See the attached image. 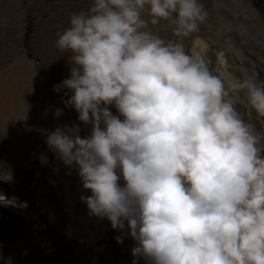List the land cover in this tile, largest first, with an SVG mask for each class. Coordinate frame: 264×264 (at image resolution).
I'll return each instance as SVG.
<instances>
[{
  "label": "clouds",
  "instance_id": "1",
  "mask_svg": "<svg viewBox=\"0 0 264 264\" xmlns=\"http://www.w3.org/2000/svg\"><path fill=\"white\" fill-rule=\"evenodd\" d=\"M205 21L201 0H89L54 33L71 66L53 91L90 130L38 131L76 169L88 214L126 230L144 264H264V134L234 94L264 117V80L214 71L193 35ZM161 22L174 40L151 30Z\"/></svg>",
  "mask_w": 264,
  "mask_h": 264
},
{
  "label": "rangeland",
  "instance_id": "2",
  "mask_svg": "<svg viewBox=\"0 0 264 264\" xmlns=\"http://www.w3.org/2000/svg\"><path fill=\"white\" fill-rule=\"evenodd\" d=\"M80 2L81 10L86 9L89 0H0V178H6V170L11 173L10 181L0 180V195L6 197L0 200V223L7 226L0 246L12 234L13 221L21 209L32 222L26 221L30 227L20 247L33 253L38 264H142L128 252L134 242L130 238L124 240L128 237L126 230L112 229L101 217L98 218L104 232L94 242L99 248L95 261L90 260L91 250L83 241L85 235L81 238L71 233L65 218L68 210L74 215L88 212L79 198L90 193L82 189L76 169L56 159L38 131L75 125L81 137L89 134L90 125L77 121V113L64 107L66 90L53 91V85L67 78L71 66L68 54L54 47V33L68 26L69 14L76 12L74 4ZM201 3L206 21L193 35L208 42L210 67L217 71L219 51L224 54L227 77L240 79L256 71L258 78L264 80V0ZM242 26L244 33H239ZM150 27L165 41L175 39L163 22ZM191 39L190 36L182 41L186 51ZM234 94L241 118L264 134V117L251 111L242 92ZM57 109L59 115L55 114ZM109 109L117 114L111 106ZM15 120L23 126L15 128ZM41 154L47 157V164L38 161ZM65 195L72 198L71 206L64 202ZM16 199L28 207L21 208L14 202ZM116 237H120L119 243Z\"/></svg>",
  "mask_w": 264,
  "mask_h": 264
},
{
  "label": "bare ground",
  "instance_id": "3",
  "mask_svg": "<svg viewBox=\"0 0 264 264\" xmlns=\"http://www.w3.org/2000/svg\"><path fill=\"white\" fill-rule=\"evenodd\" d=\"M74 2H76V1H74ZM82 5H83V2L75 3L74 9L76 11H79V10H81ZM244 9H246V7H244ZM243 29L244 28L242 26V29H239V33H241ZM242 33H244V32H242ZM217 59H218V67L216 68V70L222 71L225 73L224 68H225V62L226 61L224 58V54L222 52L218 51ZM225 75H226V73H225ZM15 121H16V123L14 124L15 128L17 126H19V128H21V126H23V124L20 121H18V120H15ZM2 189L8 190L6 187H2ZM5 199H6V197L3 194H1L0 200H5ZM14 202L16 204H19L21 208L28 207V206H25L27 204H25L24 201L21 202L18 199H16V200H14ZM64 202L67 205L71 206L72 198L69 195H65ZM37 207H39V209H40L41 205H37ZM32 212H34V211H31V214H32ZM0 215H1V213H0ZM18 215L19 216H16L14 221H13L14 228H13L12 234L8 238V241H6L5 244L0 246V264H5L6 260H10V264H38L33 253L29 252L27 249H22L20 247V244L23 241L22 239L24 237V234L30 227L28 222H26V221L31 219L30 222H32V218H30L29 214L27 215L26 211L21 210V209L18 212ZM20 215L23 216L24 220H23V218L20 217ZM65 215H66L65 216L66 222H67V225H69L70 232L73 234H75V233L78 234L79 237H81V238H82L83 234L85 235L83 241L85 243V246L89 245V248L91 250V252H89L90 260L94 262L95 261V253L98 252V249H99L98 247L95 246L94 242H96V240H99L101 238V236L103 235L104 225L102 224V222H100L98 217L91 216L88 214V212L83 213V214L74 215V213L71 210H68ZM22 232H24V233H22ZM33 235L38 238L36 233H33ZM124 240L128 241L130 239H129V237H124ZM128 252L130 253V248L128 249ZM130 256L132 257V259H138V260H140V262L142 264H144V262L140 258H138V257L134 258L131 255V253H130Z\"/></svg>",
  "mask_w": 264,
  "mask_h": 264
},
{
  "label": "water",
  "instance_id": "4",
  "mask_svg": "<svg viewBox=\"0 0 264 264\" xmlns=\"http://www.w3.org/2000/svg\"><path fill=\"white\" fill-rule=\"evenodd\" d=\"M7 232V226L4 223H0V240H2Z\"/></svg>",
  "mask_w": 264,
  "mask_h": 264
}]
</instances>
